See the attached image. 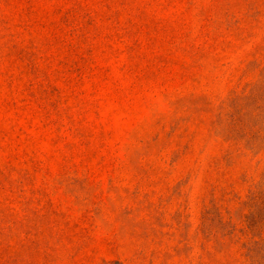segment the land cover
<instances>
[{
  "label": "rangeland",
  "instance_id": "rangeland-1",
  "mask_svg": "<svg viewBox=\"0 0 264 264\" xmlns=\"http://www.w3.org/2000/svg\"><path fill=\"white\" fill-rule=\"evenodd\" d=\"M0 264H264V0H0Z\"/></svg>",
  "mask_w": 264,
  "mask_h": 264
}]
</instances>
